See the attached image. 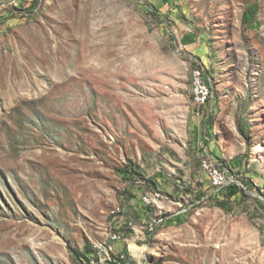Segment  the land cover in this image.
<instances>
[{"label":"rangeland","instance_id":"rangeland-1","mask_svg":"<svg viewBox=\"0 0 264 264\" xmlns=\"http://www.w3.org/2000/svg\"><path fill=\"white\" fill-rule=\"evenodd\" d=\"M0 22V264H80L85 247L101 264H264V0H0ZM208 156L244 193L226 211Z\"/></svg>","mask_w":264,"mask_h":264},{"label":"trees","instance_id":"trees-1","mask_svg":"<svg viewBox=\"0 0 264 264\" xmlns=\"http://www.w3.org/2000/svg\"><path fill=\"white\" fill-rule=\"evenodd\" d=\"M34 7L33 6L30 9V13L31 14H25V12H22L23 10L21 8H16L13 11H9L6 12L7 15H3L2 17L5 19H15V18H19V19H24L27 18L28 15H32L34 13ZM2 20V21H3ZM1 23V22H0ZM201 67L203 69V74H204V81L208 84L209 86V92H210V98L207 101V104L210 102V100L212 99V107L209 109V111H204L205 113V118H204V125H205V138L207 140H209L210 136H208L209 133V127L211 128V126L213 125V117L210 113H215L214 111V102H215V98H214V92H213V82L212 81H208L207 78L205 77H209L210 75V70H208L205 65L203 64V62L200 61V58H198V63H195V67ZM212 96V98H211ZM212 157V156H211ZM215 157H218L217 155H215ZM213 158V157H212ZM214 159V158H213ZM238 160H240V158H238ZM239 163V162H238ZM125 172L128 174V171L125 169ZM122 175H124L122 172L120 173ZM122 177V176H121ZM243 177L247 180L253 181V177L252 176H247L246 174H243ZM238 186L237 185H230L228 187L219 189V190H214L215 194L213 195V201L214 203L221 208L222 210H225L229 207L230 204L232 203H238L237 196L239 195L241 198L244 196L243 192H239L238 190ZM193 193L194 196L197 198V203H201L204 196L202 193L196 192L194 190H189L186 192V195H189ZM258 207L262 210V212L264 213V200H258ZM182 215H177L173 218H169L167 219V223L169 225H180L182 223V219H181ZM185 220V217L184 219ZM75 260H77L80 264H88L91 260H94L96 262V264H101L100 260L98 258V256L96 255L95 251L93 249H91L90 247H85L84 251L81 253V255L79 257L74 258ZM119 262H114V264H121L122 261L119 257H117V259Z\"/></svg>","mask_w":264,"mask_h":264},{"label":"built area","instance_id":"built-area-1","mask_svg":"<svg viewBox=\"0 0 264 264\" xmlns=\"http://www.w3.org/2000/svg\"><path fill=\"white\" fill-rule=\"evenodd\" d=\"M172 33L174 36L178 37L180 33H185L189 35L187 31H181L178 25H174ZM198 63V62H197ZM195 72H198V79H195L194 93L198 94V115H201V108L207 104L209 95V86L204 81L203 69L201 67H196ZM208 159V168L213 173L214 176V189H222L228 187L230 185L238 184L236 180H234L233 176L229 174H225L221 169L217 167V161L213 159L211 156L207 157ZM236 184V185H237Z\"/></svg>","mask_w":264,"mask_h":264},{"label":"bare ground","instance_id":"bare-ground-1","mask_svg":"<svg viewBox=\"0 0 264 264\" xmlns=\"http://www.w3.org/2000/svg\"><path fill=\"white\" fill-rule=\"evenodd\" d=\"M196 69V68H195ZM193 77H194V86H195V79H198V72H195V70L193 71ZM209 95H210V92H209ZM195 105L197 106V109H198V94H195ZM203 112V114L205 115V113H204V111H202ZM202 114V113H201ZM203 165H204V167L206 168V170H209V168H208V159H206V160H204L203 161ZM217 167L219 168V169H221L220 167H219V165L217 164ZM222 170V169H221ZM230 171V170H229ZM229 171L228 170H224L223 172L225 173V174H229ZM209 172V174H210V176H211V182H212V186H213V183H214V176H213V173L209 170L208 171ZM232 172V171H231ZM235 174V173H234ZM214 190H219V189H214ZM120 238V236L118 237L117 235H113V237H112V239L113 240H117V239H119ZM130 248H131V250H133V251H135L136 250V247L134 246V245H131L130 246Z\"/></svg>","mask_w":264,"mask_h":264},{"label":"crops","instance_id":"crops-1","mask_svg":"<svg viewBox=\"0 0 264 264\" xmlns=\"http://www.w3.org/2000/svg\"><path fill=\"white\" fill-rule=\"evenodd\" d=\"M193 40V37H192V35H187V36H185V44H186V46L185 47H191L192 45H194V44H196L195 42L194 43H192V40ZM217 163H218V161H217ZM219 164V163H218Z\"/></svg>","mask_w":264,"mask_h":264}]
</instances>
